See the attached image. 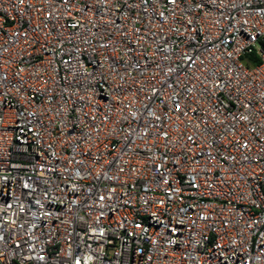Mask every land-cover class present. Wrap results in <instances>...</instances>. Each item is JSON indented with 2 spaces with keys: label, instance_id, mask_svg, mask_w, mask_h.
I'll use <instances>...</instances> for the list:
<instances>
[{
  "label": "built area",
  "instance_id": "1",
  "mask_svg": "<svg viewBox=\"0 0 264 264\" xmlns=\"http://www.w3.org/2000/svg\"><path fill=\"white\" fill-rule=\"evenodd\" d=\"M0 264H264V0H0Z\"/></svg>",
  "mask_w": 264,
  "mask_h": 264
},
{
  "label": "trees",
  "instance_id": "2",
  "mask_svg": "<svg viewBox=\"0 0 264 264\" xmlns=\"http://www.w3.org/2000/svg\"><path fill=\"white\" fill-rule=\"evenodd\" d=\"M248 58L255 64H258L260 62L255 54H251Z\"/></svg>",
  "mask_w": 264,
  "mask_h": 264
}]
</instances>
